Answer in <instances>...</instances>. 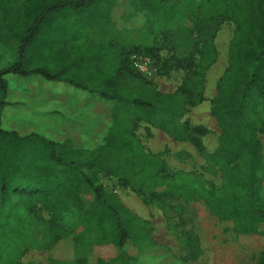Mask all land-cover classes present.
<instances>
[{
  "label": "rangeland",
  "instance_id": "374dc122",
  "mask_svg": "<svg viewBox=\"0 0 264 264\" xmlns=\"http://www.w3.org/2000/svg\"><path fill=\"white\" fill-rule=\"evenodd\" d=\"M67 1L71 0H46L44 4L57 6ZM110 1L95 0L81 11L71 6L47 11L44 22L39 24L24 52L23 71L40 70L51 77L86 83L100 75V68L106 70L112 66L117 48L100 46L101 43L90 37L87 28L90 22L107 14ZM116 3L110 35L116 37L120 31L130 30L128 34L133 38L139 32L144 41L140 47L157 55L152 76H142L138 81L151 91L178 95L187 103L192 99L201 100L188 105L184 117L177 121L178 126L197 137L200 143L175 140L170 133L132 116L130 129L140 140L145 151L143 161L153 168V174L144 173L127 185L103 173L97 176L104 192L113 196L129 213L131 241L118 247L115 237L106 231L108 227L92 219L75 224V214L64 218L70 233L57 241L52 236L53 215L48 206L37 204L28 210L20 205L19 198H15L11 205H0V223L7 234L18 241L21 254L16 259L17 264H160L167 254L185 264H259L264 252V223L256 233L244 235L237 231L236 223L216 216L201 196L184 190L187 183L218 193L226 190V178L213 162L220 148L222 130L212 115V105L218 95L217 85L229 67L234 22L225 21L218 27L212 39L214 56L208 57L203 13L181 15L171 29L163 28L159 34L148 35L143 32L144 3L143 10L133 7L131 0H116ZM36 4L35 1L34 6ZM187 4L192 6L193 1ZM153 27L154 23L150 22L148 28ZM200 29L203 32H199ZM66 42L74 45L67 47ZM87 44L89 50L81 53ZM81 54L94 58H79ZM195 69L198 71L194 74ZM6 79L8 92L2 127L22 136L29 134V116L41 108V101L49 95L66 91L73 96L84 94L93 99L86 92L42 76L9 74ZM183 85L188 89L186 95H182ZM99 101L97 105L93 103L96 107L83 102L91 108L81 110L87 122L83 125L89 134L101 138L105 134L102 125L110 122V113L109 108L102 111L109 102ZM193 128L206 132L196 134ZM80 132L84 134L83 130ZM255 135L261 141L264 155V130ZM82 196L89 201L92 195L83 188ZM95 215L98 216V212ZM155 246L167 251L151 250ZM5 261L6 258L0 256V264Z\"/></svg>",
  "mask_w": 264,
  "mask_h": 264
},
{
  "label": "trees",
  "instance_id": "16d2710c",
  "mask_svg": "<svg viewBox=\"0 0 264 264\" xmlns=\"http://www.w3.org/2000/svg\"><path fill=\"white\" fill-rule=\"evenodd\" d=\"M45 1L0 0V26L6 28L20 47L17 63L0 71V205H11L15 198H19L20 205L28 210L37 204L48 206L53 215L52 236L57 241L70 233L63 222L70 214L77 217L73 221L75 224L97 220L108 227L106 231L115 237L118 247H123L131 241L130 215L113 196L104 192L97 176L103 173L127 185L144 173L153 174V168L143 161L145 151L140 140L130 129L132 116L170 133L175 140H188L199 145L197 137L189 135L177 125V121L184 117L188 105L201 100L192 99L187 103L178 95L147 89L138 81L144 76L133 68L130 56L144 54L155 63L157 55L140 46L126 49L117 43L104 44L103 38H98L100 34L104 37L111 34L114 28L112 14L116 0L110 1L106 15L87 25L90 37L101 43L100 46L117 48V53L112 56V66L106 70L100 68V75L86 83L51 77L40 70L24 72V52L39 24L44 22L47 11L64 6L81 11L95 0H71L48 7ZM188 1L131 0V5L143 10L144 3L142 12L146 23L143 32L148 35L159 34L163 28L171 29L181 15L197 11L203 13L208 57L214 56L212 39L218 27L225 21L234 22L229 67L217 85L218 95L212 105V115L222 130L220 148L213 162L226 178V190L221 193L202 190L193 183L192 186L187 183L184 190L201 196L216 216L224 221H233L238 232L250 235L264 223V193H261L264 187V155L261 141L255 135L257 131L264 130V0H192V6L187 4ZM150 22L154 23L153 28H148ZM98 32L94 38L93 33ZM199 32L203 31L200 29ZM89 33L87 31L88 36ZM66 44L67 47L74 45ZM88 48L87 44L81 53ZM78 57L94 58L90 54ZM197 71L195 69L194 74ZM9 74L20 77L36 75L61 81L109 102L110 122L102 125L105 134L101 138L89 134L86 125L82 126L84 134L79 132L77 140H61L60 135L46 136L37 131L22 136L16 131L4 130L2 121L8 92L6 76ZM181 90L182 95H186L188 89L185 85ZM108 108L105 106L102 111ZM192 132L204 134L206 131L193 128ZM83 188L92 195L89 201L82 196ZM17 243L0 223V256L6 258L3 264H17L16 259L21 254ZM154 249L167 251L161 246L151 250ZM160 264L185 263L167 254ZM259 264H264V252Z\"/></svg>",
  "mask_w": 264,
  "mask_h": 264
},
{
  "label": "crops",
  "instance_id": "0c3cea01",
  "mask_svg": "<svg viewBox=\"0 0 264 264\" xmlns=\"http://www.w3.org/2000/svg\"><path fill=\"white\" fill-rule=\"evenodd\" d=\"M128 33H130V30L127 32L120 31L116 37L110 34H106L104 37L102 34L98 35L99 32L96 34L93 33V35L95 37L98 35L99 39L103 38L105 44L117 43L122 48L126 49H128V47L130 49L132 47L140 46V44L144 42L141 33L138 32V36L136 34L133 38ZM124 34H126V36ZM19 48L18 42L8 34L6 28L0 26V71L10 68L17 63ZM16 98L19 100V96ZM91 98L93 99H90V97L88 98V95L84 94L73 96L66 91L55 93V95H49L48 99L41 101V105L39 106L41 108L37 109L35 114H29V118L33 120V123L28 120L29 133L37 131L46 136L60 135L59 139L61 140H77L78 133L83 130V124L87 123L83 120V112L81 108H87L89 106L83 105V102L94 103L96 105L99 104L100 98L98 96L91 95ZM14 99L12 101H14ZM43 102L45 105H42ZM94 104L91 107H96ZM109 104L110 103H107L104 106L108 108ZM97 118L99 117H96V119ZM56 132L65 133V135L56 134Z\"/></svg>",
  "mask_w": 264,
  "mask_h": 264
},
{
  "label": "built area",
  "instance_id": "2783aa9c",
  "mask_svg": "<svg viewBox=\"0 0 264 264\" xmlns=\"http://www.w3.org/2000/svg\"><path fill=\"white\" fill-rule=\"evenodd\" d=\"M133 68L144 77L152 76L153 61L144 54L134 53L130 56Z\"/></svg>",
  "mask_w": 264,
  "mask_h": 264
}]
</instances>
